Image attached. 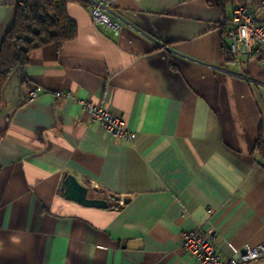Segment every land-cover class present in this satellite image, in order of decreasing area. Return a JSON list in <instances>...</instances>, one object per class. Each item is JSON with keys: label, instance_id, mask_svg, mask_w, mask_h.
I'll use <instances>...</instances> for the list:
<instances>
[{"label": "crops", "instance_id": "obj_1", "mask_svg": "<svg viewBox=\"0 0 264 264\" xmlns=\"http://www.w3.org/2000/svg\"><path fill=\"white\" fill-rule=\"evenodd\" d=\"M20 1L0 0V46ZM83 2L67 5L76 37L32 52L0 92V264H198L180 246L194 228L223 258L264 243V64L225 59L233 4L113 0L114 35ZM64 174L107 207L65 199Z\"/></svg>", "mask_w": 264, "mask_h": 264}, {"label": "built area", "instance_id": "obj_2", "mask_svg": "<svg viewBox=\"0 0 264 264\" xmlns=\"http://www.w3.org/2000/svg\"><path fill=\"white\" fill-rule=\"evenodd\" d=\"M89 5V15L93 24L102 25L118 34V25L112 12L113 0H83ZM228 49L233 57H244L264 64V0L255 8L247 4L235 7L230 18L224 24ZM70 93H56L57 97H67ZM36 97L34 91L28 93V99ZM83 110L93 122H99L105 132L114 140H129L123 118L113 116L101 105L82 102ZM181 248L194 257L198 264H253L264 259V243L255 246H243L239 254L223 258L217 251L214 238L200 228H194L181 234Z\"/></svg>", "mask_w": 264, "mask_h": 264}, {"label": "trees", "instance_id": "obj_3", "mask_svg": "<svg viewBox=\"0 0 264 264\" xmlns=\"http://www.w3.org/2000/svg\"><path fill=\"white\" fill-rule=\"evenodd\" d=\"M260 0H219L220 6L232 3L233 9L241 4L255 8ZM17 7L14 23L5 33L0 46V92L10 73L17 67L23 68L32 52L46 46L61 47L76 37V25L67 14L70 2L82 0H21ZM227 21V20H226ZM225 21V22H226ZM224 22V24H225ZM226 60H232L228 44H225ZM256 150L264 158V139L256 142Z\"/></svg>", "mask_w": 264, "mask_h": 264}, {"label": "water", "instance_id": "obj_4", "mask_svg": "<svg viewBox=\"0 0 264 264\" xmlns=\"http://www.w3.org/2000/svg\"><path fill=\"white\" fill-rule=\"evenodd\" d=\"M60 191L65 199L74 201L83 207H94L99 209H104L107 207L106 200L89 197L88 189L82 186L76 180V178L71 175L68 174L63 175ZM109 198L115 202L122 201L123 203H125L127 201V199L120 200V198L115 195H109Z\"/></svg>", "mask_w": 264, "mask_h": 264}]
</instances>
